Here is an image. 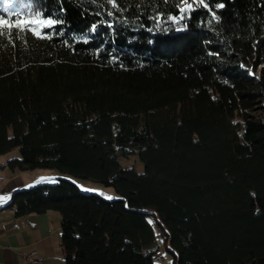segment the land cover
I'll return each instance as SVG.
<instances>
[{"label": "trees", "instance_id": "obj_1", "mask_svg": "<svg viewBox=\"0 0 264 264\" xmlns=\"http://www.w3.org/2000/svg\"><path fill=\"white\" fill-rule=\"evenodd\" d=\"M205 4L0 0L8 23L59 21L0 29V157L116 193L12 194L60 215L64 264H155L156 234L172 264H264V0Z\"/></svg>", "mask_w": 264, "mask_h": 264}, {"label": "crops", "instance_id": "obj_2", "mask_svg": "<svg viewBox=\"0 0 264 264\" xmlns=\"http://www.w3.org/2000/svg\"><path fill=\"white\" fill-rule=\"evenodd\" d=\"M9 160L0 157V197H5L0 200V264H30L24 260V256L30 252H35L37 257L44 259L43 264H64V260L61 263L58 255L60 249V230L56 226L58 215L49 212L19 217L8 207L15 191L28 188L35 181H40L37 176H49H43L37 170L28 171L30 173L12 171L6 165Z\"/></svg>", "mask_w": 264, "mask_h": 264}, {"label": "rangeland", "instance_id": "obj_3", "mask_svg": "<svg viewBox=\"0 0 264 264\" xmlns=\"http://www.w3.org/2000/svg\"><path fill=\"white\" fill-rule=\"evenodd\" d=\"M31 28L39 31L40 28L42 26H44L45 24L40 21H33L31 24ZM3 157L5 158H9L11 159H17L19 158V153L17 149L12 150L11 152H9L8 154L4 155ZM120 166L122 168H133L134 172L136 174H143L144 173V166L143 164L135 157H130L128 160H124V159H120ZM39 171L38 173H42L43 176L44 175H48L49 177H40L37 176V178H39L40 181H35V183L33 185L36 184H54L56 183L58 180L60 179H66L71 181L72 183H74L81 192L84 193H89V194H95V195H99L101 197H103L104 199H106L105 197L107 196H111L113 197V199L116 198V193L113 190V188H108V187H104L103 185L96 183L92 180H84V179H79V178H75L72 176H67L63 173H60L58 171L55 170H49V169H41V170H37ZM25 173H30L28 171H25ZM51 175V176H50ZM36 178V180H37ZM44 178V179H42ZM32 185V186H33ZM111 199V200H113ZM109 200V199H106ZM56 213V212H54ZM56 215H58L59 220L56 223V226L58 227V230H60L59 225H60V215L58 213H56ZM156 240L158 243V246L160 248V251L162 252V259L159 261H156L155 264H172V257L165 251L164 247H163V243L161 242L158 234H156ZM59 254L60 255V262L63 263V259L61 256V252L60 249H58Z\"/></svg>", "mask_w": 264, "mask_h": 264}, {"label": "snow or ice", "instance_id": "obj_4", "mask_svg": "<svg viewBox=\"0 0 264 264\" xmlns=\"http://www.w3.org/2000/svg\"><path fill=\"white\" fill-rule=\"evenodd\" d=\"M107 2L112 4L113 7H116V0H107ZM165 2L167 3L168 0H165ZM181 2L188 6L187 9L181 8L180 9L181 12H185L186 10H191L193 3H200V4H204L205 7H209L208 5L205 4V0H181ZM224 6L225 5L223 3H218L215 7L219 9V8H223ZM213 19L219 20V16H217L215 14V12H213ZM31 23H32L31 21H27V20L23 21V22L15 21L13 23H8V21H6L4 19V17L0 16V29H3L4 26H7L9 28V34L10 35L15 34L11 31V29L13 27H15L20 31H24V30L31 31L32 35L38 37L39 39H45V38L50 39V36H46L43 33V30L36 31V30L32 29L31 27H28ZM43 23L46 26L51 27V26H54L55 24L59 23V21L58 20H45V21H43ZM92 27H93V30H95L96 25H93ZM0 35H3V31H0ZM105 198L109 199V200L113 199V197H111V196H107ZM3 199H5V197H0V200H3ZM150 223H151V221H150Z\"/></svg>", "mask_w": 264, "mask_h": 264}, {"label": "built area", "instance_id": "obj_5", "mask_svg": "<svg viewBox=\"0 0 264 264\" xmlns=\"http://www.w3.org/2000/svg\"><path fill=\"white\" fill-rule=\"evenodd\" d=\"M162 259V252L157 251L154 253L153 262L159 261ZM24 260L30 264H43L44 259L37 257L35 252H30L24 256Z\"/></svg>", "mask_w": 264, "mask_h": 264}]
</instances>
